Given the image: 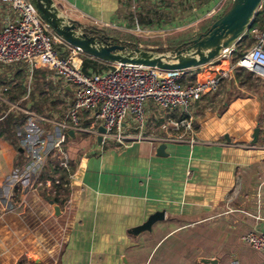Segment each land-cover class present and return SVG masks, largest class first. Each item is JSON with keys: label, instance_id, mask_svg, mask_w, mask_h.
Wrapping results in <instances>:
<instances>
[{"label": "crops", "instance_id": "0c3cea01", "mask_svg": "<svg viewBox=\"0 0 264 264\" xmlns=\"http://www.w3.org/2000/svg\"><path fill=\"white\" fill-rule=\"evenodd\" d=\"M53 1L63 16L86 28L157 51L186 40L177 37L159 45L153 35L181 31L219 12L209 13L219 0ZM10 17L13 13L0 0V28ZM136 34L146 37L144 42H137ZM58 48L64 54L73 49L64 42ZM86 56L75 55L81 62ZM209 65L184 74H195V80ZM241 70L219 91L192 103L187 114L148 102V132L165 136L159 128L164 120L187 115L196 126L190 133L194 142L188 134L184 140L146 139L117 148L99 143L98 135L63 128L74 94L52 70L24 61L0 63V119L10 113L19 118L15 135L0 136V264H210L201 258H215L218 264L260 262L261 252L241 236L264 231V95L238 83V74L246 73ZM30 114L45 120L38 131H72L65 147L68 168L53 167L51 160L58 161L59 154L40 159L56 172L38 167L41 148L24 146V138L31 136L22 133ZM91 114L79 112L83 127L90 126ZM256 127L258 138L252 143ZM162 142L166 155L156 153ZM60 169L66 172L61 188L55 187L57 180L50 179L47 186L43 179L49 178L39 177L46 173L55 179ZM45 187L64 199L62 205L52 201L61 207L58 216L41 195ZM157 211L163 212L162 219L133 232ZM195 249L203 253L189 261L188 252Z\"/></svg>", "mask_w": 264, "mask_h": 264}, {"label": "built area", "instance_id": "2783aa9c", "mask_svg": "<svg viewBox=\"0 0 264 264\" xmlns=\"http://www.w3.org/2000/svg\"><path fill=\"white\" fill-rule=\"evenodd\" d=\"M8 5L13 17L6 18L0 28V63L27 62L33 68L52 70L55 77L73 90V100L65 115L64 129L101 134V141L113 143L117 148L126 147L134 141L167 139L184 140L193 133L190 116L168 118L159 128L165 136L156 137L148 132L147 104L159 109L188 113L192 103L219 91L224 81L233 78L239 69H245L264 80V0L257 9V17L244 36L250 46L237 58L233 57L235 45L224 48L212 61L206 73L195 80L182 81L186 70H165L152 66L106 63V69L82 70V62L75 55L80 50L72 47L69 54L61 53L58 45L64 41L53 33L37 14L28 0H1ZM227 0H219L209 13L221 10ZM255 15V16H256ZM263 16V21L259 20ZM65 43V42H64ZM203 64V65H205ZM258 67L262 70H256ZM91 111V124L83 127L79 112ZM99 126L105 131L100 132ZM58 133L54 146L59 151V164L68 168V155L62 144L69 138L68 131ZM174 132V134L172 133ZM179 131V132H178ZM190 142H194L191 134ZM242 240L261 252L264 264V231H250ZM232 264H239L234 261Z\"/></svg>", "mask_w": 264, "mask_h": 264}, {"label": "water", "instance_id": "95a60500", "mask_svg": "<svg viewBox=\"0 0 264 264\" xmlns=\"http://www.w3.org/2000/svg\"><path fill=\"white\" fill-rule=\"evenodd\" d=\"M28 1L53 33L89 57L106 63L152 66L165 70H188L214 60L224 48L234 46L253 22L262 0H231L229 6L211 22L207 30L166 51L145 49L138 45L129 47L121 41L116 42L113 36L104 31L98 32L86 28L81 22L66 18L54 5L53 0ZM98 130L105 131L103 126H99ZM69 133L72 134V131ZM258 133L259 128L256 127L253 130L252 143L257 141ZM101 140L102 136L99 134L97 141L100 143ZM165 147V143H160L156 147V153L166 155ZM50 204L55 216L61 214L62 210L58 204L52 201ZM163 215L161 211L151 214L144 223L135 226L133 232L150 229L155 221L163 218ZM200 260L218 264L215 258Z\"/></svg>", "mask_w": 264, "mask_h": 264}, {"label": "rangeland", "instance_id": "374dc122", "mask_svg": "<svg viewBox=\"0 0 264 264\" xmlns=\"http://www.w3.org/2000/svg\"><path fill=\"white\" fill-rule=\"evenodd\" d=\"M231 3V0H227L224 5L222 6L221 10H219L218 14H216L214 17L213 16H208V15H204L203 16V19L199 22H197L196 25H192V27H187L181 31H176V32H164V33H160V34H157V35H153V38L158 40L159 42V45H161L162 43L163 44H168L169 41H172L173 39L177 38V37H180V39H184L186 41L196 37L199 33L201 32H204L210 24L207 26L206 28V25H207V22L210 21V20H214L216 19L223 11H225V9L229 6V4ZM212 17V18H210ZM136 37H137V42H144V39L146 37H140V34H136ZM239 42V43H238ZM235 45V52L233 53V57L234 58H237L239 57L240 53L241 52H244L245 49H247L249 46H250V39L248 40H240L238 41ZM161 43V44H160ZM139 46V45H138ZM107 66L106 65H102L100 66V69H106ZM242 72H246L247 70H241ZM182 78H184L186 81L187 80H194V76L195 74H192V75H189L187 73H183L182 75ZM253 76L257 77L260 79L259 76L253 74ZM57 108H55V110H57ZM157 109V108H156ZM157 112V110L155 111ZM45 120H43L41 117H37V116H34V115H29L27 117V119L25 120V123L24 124H27L25 127H23V129H25L22 133L28 135V136H31V137H26L24 138V146H26L27 148L31 149L33 147H38L40 146L41 148V152L43 153L42 154V157H39L37 159H35L36 161L40 162L38 167H40L41 165V169L44 167L43 164H41V160L40 159H43L44 158V161H46L45 157L48 155V157H54L56 154H59V151H58V148H56L54 146V143L56 142L57 140V135L58 133L54 130H50V131H43V129H41V131H38L37 127L36 126H40V123L44 122ZM158 125V123H157ZM150 126H156V125H150ZM193 129L196 130V126L193 125ZM149 131V130H148ZM153 131V130H152ZM158 131H160L159 129L156 130V132L158 133ZM51 132V135L48 136V133ZM163 132V131H162ZM156 134V133H155ZM42 143V144H41ZM65 147H66V141L62 144L61 148L62 150H65ZM39 148V149H40ZM38 149V150H39ZM58 166L59 168H61V165L59 164V159H58ZM53 167H56V164L53 165ZM63 168V167H62ZM56 171L58 170L57 168H55ZM61 170V169H60ZM46 172V171H44ZM48 172V171H47ZM46 172V173H47ZM45 173V174H46ZM60 173V171H59ZM44 178V177H42ZM45 180V183L48 184L47 186H51V181L50 179L47 180L46 179H43ZM42 180V181H43ZM44 183V181H43ZM38 185V184H37ZM39 186V185H38ZM45 190L47 191V193L49 195H51L52 191L49 189L47 190L46 187H45ZM203 253V250L200 249V250H194L193 252L192 251H189L188 252V260L189 261H192L193 260V257H195L196 255L198 254H202Z\"/></svg>", "mask_w": 264, "mask_h": 264}, {"label": "trees", "instance_id": "16d2710c", "mask_svg": "<svg viewBox=\"0 0 264 264\" xmlns=\"http://www.w3.org/2000/svg\"><path fill=\"white\" fill-rule=\"evenodd\" d=\"M224 12V11H223ZM222 12V13H223ZM221 13V14H222ZM220 14V15H221ZM219 15V16H220ZM257 17V15L255 16V18ZM254 18V19H255ZM215 20V19H214ZM213 20V21H214ZM212 22V21H211ZM255 23V22H253ZM93 30H96L98 32H102L100 31L99 29L97 28H94ZM207 30V29H206ZM114 37V36H113ZM116 42L117 41H121L122 43H125L127 46L129 47H133V46H136L137 44L135 43H131V42H127V41H123V40H119L117 39L116 37H114ZM248 40L249 37L247 36H243L240 40ZM239 40V41H240ZM239 43V42H238ZM237 43V44H238ZM236 47V45H235ZM234 52H235V48H234ZM243 52H241L239 55H241ZM100 66L101 64L99 63V60L95 59V58H92V57H89V56H86L83 58L82 60V70L84 72H88L89 70H92V71H98L100 70ZM238 83L240 85H245V87L247 89H251L252 92L258 96H261V95H264V80L262 79H255L253 77V73L250 72V71H246L245 75L244 76H241L239 77V74H238ZM18 117H15L12 113L10 114H7L6 116H4L3 118L0 119V136L3 135V133H6V135H9V136H13L16 134V131H15V128H14V123H16L18 121ZM52 162H54V164H56V167H59L58 166V161L56 159H52L51 160ZM49 162V161H48ZM48 162L44 163V167L42 168V170L44 171H47V170H52V167H51V164H49ZM53 172H56V169H53L52 170ZM66 176V172L64 169H61L60 170V173L59 175L54 179V177H52L51 175H45L44 173H40L39 174V177L40 179H42V177H48L49 179H52L53 181L57 180V183L55 184V187L56 188H61L62 185H63V179L65 178ZM65 191L67 192L68 191V188H65ZM41 195L46 199V200H49V201H54L60 205H62L64 199H59L57 198L56 196H51V195H48V193H46V191L44 189L41 190ZM25 259V258H22V260ZM19 264V262H18ZM29 264H35L33 262H29Z\"/></svg>", "mask_w": 264, "mask_h": 264}]
</instances>
